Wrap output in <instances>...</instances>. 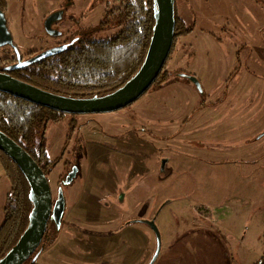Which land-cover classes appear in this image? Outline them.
Wrapping results in <instances>:
<instances>
[{
	"label": "rangeland",
	"instance_id": "1",
	"mask_svg": "<svg viewBox=\"0 0 264 264\" xmlns=\"http://www.w3.org/2000/svg\"><path fill=\"white\" fill-rule=\"evenodd\" d=\"M5 1L4 13L14 39L26 49L34 39L25 40L23 29L30 37L34 25L43 23L49 0ZM115 1L50 0L53 8L58 4V9L67 8L74 17L65 26L62 40L71 43L73 36L82 37L87 32V39L93 40L114 35L119 26L107 17L106 11L107 4L111 6ZM248 1L257 7L254 12L240 11V6L237 8L231 0H194L190 5L177 0L179 16L186 9L185 23L192 31L179 37L167 63L169 80L165 84L152 87L123 109L99 114H65L60 122L48 124L46 150L56 160L48 181L54 201L62 194L64 202L59 233L71 229L86 231L93 234L94 241L104 242V250L88 264H150L158 247V237L147 223L150 221L155 222L160 242L153 264H219V255L212 247L205 255H198L199 263L193 261L196 255L189 259L188 254L180 251L181 233L192 225L193 229H210L224 240L220 225L207 222L200 226L194 222L204 216L197 208L199 192L187 188L196 181L187 170V161H195L197 155L185 151L183 135L188 114L202 111L203 99L209 93L203 91L204 86H237L247 77L243 75L247 72L249 54L245 43L253 45L254 58H259L264 50V40L260 38L264 35V0ZM196 3L206 14L201 19L194 12ZM217 6L220 12L215 11ZM240 16L250 19L246 28L239 25ZM182 75L188 78L182 79ZM192 76L202 88L197 91L200 98L194 103L182 94L183 85L191 83L197 87L190 79ZM210 107L206 105V109ZM209 119L215 118L210 115ZM40 137L41 132L37 131L36 144ZM229 186L230 173L223 172L219 198L229 197ZM8 187L0 163V206ZM248 215L244 211L240 216L221 218L237 225L251 251L245 254L247 248H239L236 254L225 255L227 264H249L264 251L263 223L248 221ZM57 237L48 247H53L59 240ZM79 256L72 257L69 264H85ZM33 259L25 264H35Z\"/></svg>",
	"mask_w": 264,
	"mask_h": 264
},
{
	"label": "crops",
	"instance_id": "2",
	"mask_svg": "<svg viewBox=\"0 0 264 264\" xmlns=\"http://www.w3.org/2000/svg\"><path fill=\"white\" fill-rule=\"evenodd\" d=\"M192 1L194 2V0H185L184 3L190 5ZM233 1L237 8L240 6L242 12L246 10L254 12L257 8L248 0H231ZM214 8L216 12H220V6ZM195 9L194 12H197L199 19L206 15L198 3ZM182 12L183 15L179 16L178 13V16L186 22L184 18L187 16V11L183 9ZM247 20L250 19L240 16L239 25L246 28L249 22ZM262 27L264 29V25ZM260 38L264 40V35H260ZM245 44L248 46L249 54L246 59L247 72L243 74L247 77L243 82L237 86L227 85L225 88L204 86L203 91L209 93L207 98L205 97L206 100L203 99L204 104L200 107L202 111L195 114L194 110L187 116L183 148L197 155L194 157L195 161H187V170L196 180L193 186L189 183L187 188L199 192L197 208L204 215L201 216L202 220L198 218L194 222L200 226L206 225L207 222L213 226L220 225L224 238L221 241L210 229H193V225L183 231L180 237V251L188 254L189 259L191 255H196L193 261L197 263H199L198 255H205L210 247L219 255V264H227L225 255L236 254L239 248H247L245 254L251 253L248 250L249 245L244 242L245 236L237 230V225L233 221L228 220L232 216H240L244 211L245 214L248 212L250 215L248 221L263 223L261 234H263L264 246V50L261 49L259 58H254L253 45ZM183 86L184 98L191 103L199 100L200 97L197 95L199 89L196 86L191 83ZM208 99L214 100L211 102ZM206 105L211 107L206 109ZM210 115L215 119H209ZM223 172L230 173V195L225 199L218 197L219 181ZM9 188L10 184L1 202L0 224L3 220V209ZM165 206L166 204L161 209ZM222 217L228 219L223 221ZM62 232V235L61 232L58 234L57 240H59L55 241L52 248L46 247L39 251L35 264H66L67 262L69 264L72 257L77 254L80 255L82 263L88 264L94 261L96 254L104 250L103 240L94 241L93 234L74 229ZM261 234L259 236H262ZM258 249L260 250V246ZM260 255L250 260L249 264L259 260L264 255V251Z\"/></svg>",
	"mask_w": 264,
	"mask_h": 264
},
{
	"label": "trees",
	"instance_id": "3",
	"mask_svg": "<svg viewBox=\"0 0 264 264\" xmlns=\"http://www.w3.org/2000/svg\"><path fill=\"white\" fill-rule=\"evenodd\" d=\"M155 4V0H116L106 11L107 17L119 26L114 35L102 40L87 39L89 35L79 38L64 45L58 53L14 70L11 75L57 95L91 98L109 94L126 84L144 64L153 36ZM0 8L6 10L5 0H0ZM191 31L178 16L175 0V31L169 57L179 37ZM169 57L149 89L169 80ZM0 71L5 72V59L1 58ZM65 114L0 91V131L29 153L47 178L56 165V160H52L46 150L47 126L50 122H60ZM37 131L41 132L38 144L35 142ZM0 163L10 184L0 224L1 259L27 229L33 203L29 198L28 179L1 150ZM60 223L52 213L42 242L30 259L55 240L61 230ZM254 264H264V255Z\"/></svg>",
	"mask_w": 264,
	"mask_h": 264
},
{
	"label": "water",
	"instance_id": "4",
	"mask_svg": "<svg viewBox=\"0 0 264 264\" xmlns=\"http://www.w3.org/2000/svg\"><path fill=\"white\" fill-rule=\"evenodd\" d=\"M155 1V25L146 60L137 74L119 89L103 96L73 98L40 89L0 71V91L66 114L110 113L131 105L154 84L165 66L173 46L175 0ZM54 18L55 16L52 15L46 21V29L48 31H51V23ZM12 44L13 39L7 27L5 13L0 9V47ZM60 50L59 48L47 50L28 61L19 62L10 68L26 66L41 58L49 57ZM190 79L202 91L198 79L193 76ZM0 150L6 153L19 166L28 179L31 186L29 198L33 203L27 229L17 243L0 259V264H24L40 246L52 213L56 222L60 223L64 209L63 196L59 194L53 207L52 190L44 171L21 145L2 131H0ZM147 223L158 237V247L150 262V264H153L160 251L159 232L154 221Z\"/></svg>",
	"mask_w": 264,
	"mask_h": 264
},
{
	"label": "flooded vegetation",
	"instance_id": "5",
	"mask_svg": "<svg viewBox=\"0 0 264 264\" xmlns=\"http://www.w3.org/2000/svg\"><path fill=\"white\" fill-rule=\"evenodd\" d=\"M107 6H110V4H107ZM57 7H58V4L55 5V7L53 8L52 3L50 4V0H49L48 6L46 5V8H48V11H47L48 13L46 12L44 14L43 23L41 25H36V24L34 25L35 30L30 37L27 36L26 30L23 29L22 35H23L25 40L34 39L33 43L30 46H25L26 49H24L21 45H19L15 41L14 36H13V32H12L10 25L8 23V20H7V27H8V30L10 31L11 35H12L13 44L7 45L4 47H0V48H2L1 49L2 56L0 58L5 59V73H8L11 75L12 71L19 69V68H10L11 66L18 64L19 62L28 61V60L42 54L43 52H45L47 50H50L53 48L61 49L64 45H67L68 43H70V42H68L67 39L65 41H63L62 36L64 35L63 31L66 30L65 26L67 25V23L69 24L72 21V19H74V17L69 14L67 8L58 9ZM0 9H2V8H0ZM53 14H54L55 18L51 23V31H48L46 29V21L49 18V16H52ZM88 34H89L88 32L85 34H81L82 37L73 36L71 38V42L74 40H78L79 38H85L86 36H88ZM36 42L38 43V45H35ZM40 43H42L41 46L39 45ZM41 59H43V58H41ZM34 62H36V61H34ZM34 62H32V63H34ZM23 67H25V66H23ZM14 78H16V77H14ZM57 199L55 201L53 199V207H54V204L57 201Z\"/></svg>",
	"mask_w": 264,
	"mask_h": 264
}]
</instances>
